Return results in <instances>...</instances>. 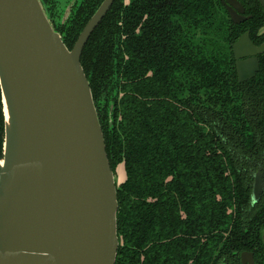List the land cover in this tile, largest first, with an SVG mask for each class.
<instances>
[{
	"label": "trees",
	"instance_id": "trees-1",
	"mask_svg": "<svg viewBox=\"0 0 264 264\" xmlns=\"http://www.w3.org/2000/svg\"><path fill=\"white\" fill-rule=\"evenodd\" d=\"M71 50L103 0H39ZM116 0L85 44L89 82L116 185L115 264H264V54L238 82L233 44H264V10L237 0ZM69 14L64 20L67 7ZM4 117L0 92V159Z\"/></svg>",
	"mask_w": 264,
	"mask_h": 264
},
{
	"label": "water",
	"instance_id": "water-1",
	"mask_svg": "<svg viewBox=\"0 0 264 264\" xmlns=\"http://www.w3.org/2000/svg\"><path fill=\"white\" fill-rule=\"evenodd\" d=\"M115 1H102L68 50L39 0H0V264L116 262V183L80 63ZM257 1L264 10V0ZM222 3L235 25L249 20L237 0ZM263 53L264 44L255 46L249 32L238 38V82L256 76ZM263 191L256 172L252 205ZM240 260L256 264L252 253L243 252Z\"/></svg>",
	"mask_w": 264,
	"mask_h": 264
},
{
	"label": "rangeland",
	"instance_id": "rangeland-1",
	"mask_svg": "<svg viewBox=\"0 0 264 264\" xmlns=\"http://www.w3.org/2000/svg\"><path fill=\"white\" fill-rule=\"evenodd\" d=\"M113 175H114V181L116 185L122 183L126 179V172H125L124 164L122 162L118 163L115 166Z\"/></svg>",
	"mask_w": 264,
	"mask_h": 264
},
{
	"label": "flooded vegetation",
	"instance_id": "flooded-vegetation-1",
	"mask_svg": "<svg viewBox=\"0 0 264 264\" xmlns=\"http://www.w3.org/2000/svg\"><path fill=\"white\" fill-rule=\"evenodd\" d=\"M224 7H225V6H224ZM244 15H245V14H244ZM262 45H263V44H262ZM255 46H256V45H255ZM260 46H261V45H260ZM263 54H264V53H263ZM258 57H259V56H258ZM253 176H254V175H253ZM262 177H263V179H264V176H263V175H262ZM263 192H264V191H263ZM262 194H263V193H262ZM258 202H259V201H258ZM258 202H257V203H258ZM257 203H256V204H257Z\"/></svg>",
	"mask_w": 264,
	"mask_h": 264
}]
</instances>
